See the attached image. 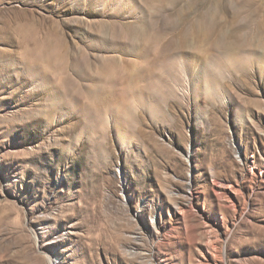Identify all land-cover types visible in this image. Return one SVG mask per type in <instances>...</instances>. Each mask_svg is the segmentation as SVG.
Returning a JSON list of instances; mask_svg holds the SVG:
<instances>
[{
	"label": "rangeland",
	"instance_id": "374dc122",
	"mask_svg": "<svg viewBox=\"0 0 264 264\" xmlns=\"http://www.w3.org/2000/svg\"><path fill=\"white\" fill-rule=\"evenodd\" d=\"M0 264H264V0H0Z\"/></svg>",
	"mask_w": 264,
	"mask_h": 264
}]
</instances>
